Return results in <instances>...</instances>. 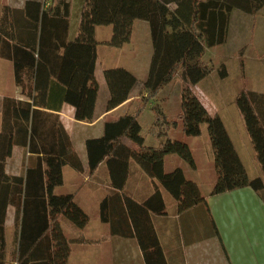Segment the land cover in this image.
Returning <instances> with one entry per match:
<instances>
[{
	"label": "trees",
	"instance_id": "trees-1",
	"mask_svg": "<svg viewBox=\"0 0 264 264\" xmlns=\"http://www.w3.org/2000/svg\"><path fill=\"white\" fill-rule=\"evenodd\" d=\"M172 1L175 0H85L79 33L73 40H69L72 0H52L48 8L41 0H28L23 8L4 6L0 17V57L14 61L15 82L29 100L5 97L1 106L0 264H67L72 244L84 240L68 238L60 222L67 218L82 229L89 215L75 202L74 194L55 193L64 183L65 165L79 172L85 166L60 116L52 110H59L67 102L75 107L77 120L94 119L99 92L95 30L100 25L113 26V35L106 44L121 47L130 41L136 19L149 20L154 55L148 78L142 83L147 94L141 93L137 109L107 121L103 136L86 141L89 174L106 161L111 185L123 190L130 162L135 161L173 196L178 212L206 204L201 188L186 176L183 168L166 172L165 156L177 154L196 168L191 147L169 137V132L181 129L183 136H200L202 125L207 124L217 174L212 194L250 186L264 198V177H249L222 118L209 112L192 86L182 89L176 118H169L158 106L153 107L150 132L156 138H168L155 147L145 145L138 118L149 101L173 80L179 68L193 85L210 74L213 68L201 57L206 47L225 42L230 12L238 8L255 13L264 6V0H176L178 7L171 11L168 4ZM221 75H227L225 68ZM104 76L110 90L107 110L128 100L138 84L137 77L123 67L106 69ZM257 95L242 91L236 102L264 176V103L258 104ZM260 96L264 100L263 93ZM124 138L136 147L126 144ZM15 146L27 148L33 160L22 175H10L6 169ZM111 203L117 205L119 200L104 198L101 217L111 223L112 232L135 235L147 264H167L152 220L153 214L166 211L159 187L143 202L124 197L122 220L130 223L128 231L119 230L115 219L109 217L106 210ZM10 205L21 213V219L16 249L6 260Z\"/></svg>",
	"mask_w": 264,
	"mask_h": 264
},
{
	"label": "crops",
	"instance_id": "crops-1",
	"mask_svg": "<svg viewBox=\"0 0 264 264\" xmlns=\"http://www.w3.org/2000/svg\"><path fill=\"white\" fill-rule=\"evenodd\" d=\"M4 1L2 8L6 5L23 8L28 0ZM41 1L45 2L46 8L52 4V0ZM84 2L85 0H72L69 40H73L78 36ZM169 5L177 9L178 1H172ZM238 11L240 10H233L229 14V28L225 42L206 47L207 52H213L220 48L223 50L221 53L224 56H229L235 53L234 50L240 51V48L246 47L245 56L251 57L252 55L257 63L256 55H258L259 50L257 32L258 28L264 25V21H253V18H258L257 14L242 11L240 14L243 16L239 14L242 22L237 23L236 16L238 17V14L235 12ZM244 18L247 20L243 21ZM254 22L257 24L256 30L253 33L251 30V33L247 35L245 25L250 26ZM236 24H240L239 28L241 29H237ZM112 35V25L96 27L95 36L98 46L95 76L99 83V92L94 119L90 122L77 120L75 107L67 102H64L59 110H52L60 116L62 123L70 134L74 148L85 166V170L79 172L69 167V165H65L63 167L64 183L55 189V193H72L76 198L84 189L85 184L91 183V186L105 187L107 191L102 201L104 198L111 197V200H119L120 203L117 205L111 203L106 210L109 217L115 219L114 221L117 223L119 230L128 231L131 228L130 223L122 220L124 216L122 207L124 197L127 195L138 202H143L158 186L166 202V211L164 214H153L152 220L167 264H264V198L261 192L252 187L247 186L219 194H212L210 188L207 192L208 195H204L207 201L206 204H200L184 212H178L176 204L170 208L168 207L166 199L168 191L156 179L150 177L136 162H130L129 176L123 190L115 189L111 185L110 170L106 161L102 162L93 174H89L86 141L90 138L103 136L107 121L116 120L121 116L133 113L137 109L141 102V93L147 94V91L143 90L142 83L148 78L154 55L153 31L149 20L136 19L133 23L130 41L124 43L121 47L106 44ZM233 38L244 40L246 46L235 49L232 43ZM251 40L252 43L249 46ZM249 51L251 52L249 53ZM255 51H257L256 54ZM117 67H123L132 72L137 77L138 84L133 88L128 100L111 110H107L110 90L104 71ZM167 86L168 84L163 86L157 96L149 101L145 111L138 118L146 146L155 147L168 138L159 139L150 132L154 121L153 107L157 103H163L158 99V96ZM252 92L262 91L252 90ZM5 97L29 100L22 88L15 82L14 61L0 57V129L2 128L1 106ZM206 107L212 115H219L218 111ZM164 112L166 113V111ZM171 132H169V137L173 138ZM125 140L126 138H124L126 144L136 147L129 139L128 142ZM170 155H166L165 160ZM30 157L27 148L15 146L12 156L7 160V172L10 175L25 174L27 167L33 163ZM254 160L257 168L252 172V175H248L252 179L263 178L261 166L256 159V153H254ZM199 170L200 168L196 164V168L190 166L188 172L186 169L184 171L188 177L187 173L198 174ZM97 173L104 174L102 175L104 182H93L92 178ZM67 175L70 178H67ZM194 179L192 178V180ZM199 179H201L200 176ZM194 181L202 191L204 181L200 180L202 183L198 180ZM213 183L215 181L210 182V187ZM61 190L64 192H58ZM101 203L99 216L89 217L88 223L82 229L65 224L62 221L63 218L60 220L64 233L68 238L76 239L80 237L84 239L83 242L72 244L67 264H147L143 250L135 235H126L122 232L113 233L111 223L102 220ZM20 219L21 213H18L15 206L10 205L6 220L8 241V251L5 254L6 260L9 259V256L11 257L16 249L20 232ZM67 233H69V236Z\"/></svg>",
	"mask_w": 264,
	"mask_h": 264
},
{
	"label": "rangeland",
	"instance_id": "rangeland-1",
	"mask_svg": "<svg viewBox=\"0 0 264 264\" xmlns=\"http://www.w3.org/2000/svg\"><path fill=\"white\" fill-rule=\"evenodd\" d=\"M4 2V0H0V7L4 4ZM1 8L0 16L4 7L2 9ZM169 8L171 11L175 10V8L171 5H169ZM233 10H240L235 13L238 14V17L236 16L237 23H241L242 19H240L239 14L242 13L243 10L238 8ZM252 14L258 15V18H253V21H264V8H261ZM240 16L243 15L240 14ZM246 20L247 19L244 18L243 21ZM236 25L237 29H241L239 28L240 24ZM245 26L247 35L251 33V30L253 33L256 30L255 28H257V24L255 22L250 26ZM184 27L186 28L187 25ZM168 30L171 31V28L169 27ZM257 35L259 37V50L258 55H256L257 63L255 57L252 55L251 57L245 56L246 53L244 52H246V47H243L246 46L244 45L245 41H241V39L238 38L232 39L233 47L235 49H238L239 47L243 48H240V51L234 50L235 53L229 56H224L221 53L223 50L220 48L219 50H214L213 52H207V49L205 48V52L201 57V60H204L213 68V71L206 76L205 80L198 82L196 85L190 84V82L186 81L184 78V70L179 68L176 76L168 83V86L158 96V99L163 103H157L154 105L160 107L163 111H166L169 118H176L180 113L182 89L185 86H192L194 92L201 99V101L208 106L209 109L219 112V116L222 118L249 175H252V172L257 168L254 160L255 151L251 143V137L247 132L245 120L238 108L236 96H238V94L242 91L248 92L252 90H259L262 92H258V95L255 96V98L258 97L259 105L262 101L264 103V100L260 96L261 93L264 95V25L258 28ZM250 43H252V40L249 41V46ZM250 52L251 51H249V53ZM256 52L257 51H255V54ZM224 68L227 71V75L225 77L221 75V71ZM171 136L186 142L191 147L193 157L200 170L198 174L187 173L188 178H195L194 180H198L201 183L202 181L200 180H203L204 184L202 183V191L204 195L207 196L208 190L210 188L213 189L214 186L213 183L210 187V182H214L217 179L213 158L214 153L210 136L208 134L207 124L202 125V134L200 136H183L181 129L172 131ZM125 141L128 142V139L126 138ZM132 162L135 163V161ZM177 167H181L184 170L186 169L187 172L188 168H190L189 164L180 156L177 154H171L165 160V170L166 172H170ZM102 175L104 174L97 173L93 176V182H104ZM199 176L201 179H199ZM67 178H70V176L67 175ZM91 185V183L84 185V189L75 198V202L83 208L89 217L94 218L99 216L100 203L106 195L107 189L105 187ZM58 192L64 191L61 190ZM166 199L169 208L176 204L175 199L169 192ZM62 221L65 222V224H69L71 226L73 225L67 218H63ZM67 235L69 236V233H67ZM9 258L11 257L9 256Z\"/></svg>",
	"mask_w": 264,
	"mask_h": 264
}]
</instances>
